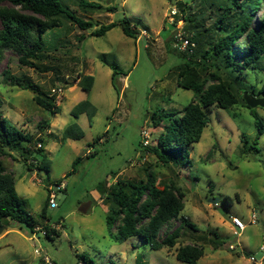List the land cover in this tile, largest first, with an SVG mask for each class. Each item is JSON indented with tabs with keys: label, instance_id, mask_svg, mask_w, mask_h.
Segmentation results:
<instances>
[{
	"label": "rangeland",
	"instance_id": "obj_1",
	"mask_svg": "<svg viewBox=\"0 0 264 264\" xmlns=\"http://www.w3.org/2000/svg\"><path fill=\"white\" fill-rule=\"evenodd\" d=\"M84 1L96 5L81 6L80 0L62 3L67 12L92 22L93 29H79L65 15L62 27L46 35L51 50L31 59L35 67L22 64L12 51L4 52L0 60V74L8 70L42 96H57L58 113L53 114L37 104L34 91L0 78V111L32 136L33 144H43L47 157V170L32 171L20 152L5 149L0 156L14 173L27 212L37 218L48 202V188L67 184V198L62 204L58 200L57 208H48V223L55 230L52 238L16 227L0 239V264H40L43 257L56 264H78L83 257L94 264H185L174 250L152 251L140 238L119 241L106 221L101 191L120 179H145L151 164L158 182L173 179L185 194L181 215L198 230L185 228L179 245L202 246L205 254L198 264H264V108L210 107V123L190 150V166L179 173L156 165L155 157L142 147L143 130L151 133L150 146L162 132L154 119L178 118L196 97L194 91L178 86L186 60L174 49V36L195 26L209 29L219 14L212 6L216 0ZM0 7L12 6L0 2ZM172 9L178 11L174 24ZM123 21L139 32L135 38L127 37L120 26L104 36H91L102 26ZM79 75L95 78L92 91L78 86ZM241 78L264 99V58L258 69L245 71ZM58 88L63 92L55 94ZM78 158L81 162L73 171ZM211 200H218L217 205ZM234 217L246 225L244 231L232 224ZM179 225L172 222L162 235ZM232 245L235 250H230Z\"/></svg>",
	"mask_w": 264,
	"mask_h": 264
},
{
	"label": "trees",
	"instance_id": "obj_2",
	"mask_svg": "<svg viewBox=\"0 0 264 264\" xmlns=\"http://www.w3.org/2000/svg\"><path fill=\"white\" fill-rule=\"evenodd\" d=\"M12 7H0V60L6 51L14 52L22 64L35 67L31 61L37 54L51 50L46 35L62 27V17L74 23L79 29L91 30L94 24L67 12L62 0H0ZM80 5L95 7V3L80 0ZM219 14L213 19L212 26L199 30L198 26L187 29V34L196 47L192 54L180 52L185 64L180 69L178 86L195 92L196 97L179 113V117L165 122L161 117L154 119L156 128L162 127L153 146L145 148L156 159V165L174 168L179 173L190 166V150L199 143L205 128L210 123L208 110L218 107L231 111L236 105L250 108L244 92L259 94L241 78L245 71L258 69L264 58V0H216L213 2ZM19 8V9H17ZM215 12V11H213ZM189 22L193 23L192 19ZM196 23V22H194ZM120 26L127 37L135 38L139 32L126 21L110 23L92 31V37L104 36ZM193 31V32H192ZM83 41V37L80 38ZM117 73H113V80ZM12 86L26 91H34L38 105L53 114L58 113L56 95L40 94L36 88L11 75L8 70L0 74ZM78 86L84 91H92L95 78L91 75H79ZM264 93V88L261 90ZM1 109V101H0ZM44 123V122H43ZM45 125L49 128V122ZM258 133L262 126L256 121ZM0 156L5 149L20 152L28 170H47V157L43 144L40 148L32 136L22 133L8 122L0 111ZM36 154L41 156L38 160ZM30 161V164H28ZM32 161H36L37 164ZM81 158L73 163L76 170ZM155 166L146 169V178L140 181L117 180L101 191V199L107 206L106 221L110 230L116 231V238L123 242L137 237L145 242L152 251L163 249L175 251L178 261L185 264H198L205 249L197 244L179 242L185 228L197 231L196 225L181 215L185 208V194L175 180L160 183ZM60 185V184H57ZM49 192V190H48ZM49 199L38 217L30 215L27 201L17 190L15 176L8 171L0 160V229L15 224L25 226L31 233L38 225L46 230V236L52 238L55 230L49 225ZM179 221L180 225L162 235L165 227ZM47 222V223H46ZM21 229V228H20ZM173 229V230H172ZM88 264V259H79L78 264ZM89 264H94L93 262Z\"/></svg>",
	"mask_w": 264,
	"mask_h": 264
},
{
	"label": "built area",
	"instance_id": "obj_3",
	"mask_svg": "<svg viewBox=\"0 0 264 264\" xmlns=\"http://www.w3.org/2000/svg\"><path fill=\"white\" fill-rule=\"evenodd\" d=\"M178 15V11L176 9L171 10V24H174V18ZM196 47L195 43H193L190 39V35H187L185 32H178L174 36V49L178 50L182 53H189L192 54L194 51V48ZM63 89L58 88L54 91L55 94L62 93ZM142 147L145 149L148 146H150L151 143V133L147 130H143L142 133ZM42 145L38 144V148H40ZM33 163L37 164L36 161H32ZM40 183L42 182L39 181ZM67 187V184L65 182L61 183L60 185H57V190H54V187L51 186L49 189V204L52 209L57 208V203L59 200V191H64ZM255 222V220L253 221ZM47 223V222H46ZM232 224L239 230L244 231L246 228V225L239 219V218H232ZM35 233H41L42 235L46 236V230L42 227H36L34 230ZM235 235H239L237 232H234ZM235 246H230V250H235ZM252 262H255V259L252 257L250 258ZM40 264H56L53 260H51L48 257H43Z\"/></svg>",
	"mask_w": 264,
	"mask_h": 264
},
{
	"label": "water",
	"instance_id": "obj_4",
	"mask_svg": "<svg viewBox=\"0 0 264 264\" xmlns=\"http://www.w3.org/2000/svg\"><path fill=\"white\" fill-rule=\"evenodd\" d=\"M244 99L247 105L252 109H255L258 107L264 108V99H259L256 96H254V94L246 92L244 93ZM54 190H57V185L54 186ZM61 194H63V191H59V204H62V202L64 201V198L60 199ZM211 202L217 205L218 200H211ZM5 229H6L5 227H2L0 229V235L3 231H5Z\"/></svg>",
	"mask_w": 264,
	"mask_h": 264
},
{
	"label": "crops",
	"instance_id": "obj_5",
	"mask_svg": "<svg viewBox=\"0 0 264 264\" xmlns=\"http://www.w3.org/2000/svg\"><path fill=\"white\" fill-rule=\"evenodd\" d=\"M115 183V182H114ZM113 183V184H114ZM111 185V184H110ZM48 190H49V188H48ZM49 193V192H48ZM62 198H64V200L67 198V194H66V189L63 191V194H61V196H60V199H62ZM101 201L103 202V200L101 199ZM106 208H107V206H106ZM10 225H12L13 226V228L12 229H5V232L2 234V235H0V239L2 238V237H4V236H6L9 232H11V231H14L15 230V228L16 227H18L17 225H15V224H10ZM9 225V226H10Z\"/></svg>",
	"mask_w": 264,
	"mask_h": 264
}]
</instances>
